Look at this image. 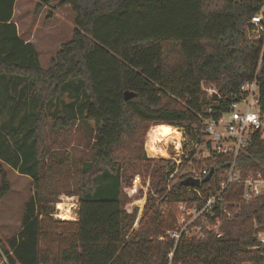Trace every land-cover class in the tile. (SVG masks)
Listing matches in <instances>:
<instances>
[{
    "label": "trees",
    "instance_id": "16d2710c",
    "mask_svg": "<svg viewBox=\"0 0 264 264\" xmlns=\"http://www.w3.org/2000/svg\"><path fill=\"white\" fill-rule=\"evenodd\" d=\"M14 3L0 0V161L28 176L32 193L18 233L0 241V263L264 264V249L252 248L264 225V191L244 202L242 185L230 183L214 208L224 204L231 213L222 235H181L175 243L167 232L177 205L203 200L179 184L191 171L168 180L174 163L148 158L143 141L152 124L199 129L255 76L264 111V55L260 62L248 24L264 0H57L71 7L75 28L47 69L34 44L18 36ZM209 86L215 93L207 96ZM125 91L135 96L125 100ZM63 134L85 142L76 146L85 158L67 169L65 196L78 204L73 221L52 218L55 190L45 182L72 161ZM192 154L190 169L200 170L205 161ZM230 160L217 157L198 187L203 198L218 191ZM262 165L264 140L255 134L235 166L240 176H264ZM136 179L135 196L145 193L140 213L123 191ZM9 190L0 168V200Z\"/></svg>",
    "mask_w": 264,
    "mask_h": 264
},
{
    "label": "built area",
    "instance_id": "2783aa9c",
    "mask_svg": "<svg viewBox=\"0 0 264 264\" xmlns=\"http://www.w3.org/2000/svg\"><path fill=\"white\" fill-rule=\"evenodd\" d=\"M250 37L261 45L260 62L264 55V6L249 19ZM259 66L257 69L258 73ZM207 96L215 93L212 87H203ZM238 96L228 101L225 110L216 117L204 119L199 129L194 132V150L192 159L204 160L200 170H191L190 177L200 181L208 174L218 156L231 158L228 162V174L219 184L218 191L203 198L198 187H190L188 190L195 192L196 196L203 200L202 205L193 202L191 205L179 203L177 205V224L173 231L167 235L174 239L175 243L181 235L187 238L201 240L205 232H213L217 237L222 235L221 224L230 218L231 213L222 204L215 209L217 203L222 200V194L230 183H239L243 187L242 201L249 202L256 199L264 191V176L261 171H250L245 176H240L235 160L240 153H244L255 134H259L264 140V111L260 106V82L255 76L251 81L242 83L238 89ZM178 161L174 160L175 168L168 175V180L173 179L177 172V166L182 155V146L179 140L172 141ZM145 149V148H144ZM191 161H189L190 164ZM263 170L264 166H260ZM213 169V168H212ZM218 210V212H217ZM256 245L253 249H264V225L255 231ZM172 253L169 254L171 256ZM2 264V263H0Z\"/></svg>",
    "mask_w": 264,
    "mask_h": 264
},
{
    "label": "rangeland",
    "instance_id": "374dc122",
    "mask_svg": "<svg viewBox=\"0 0 264 264\" xmlns=\"http://www.w3.org/2000/svg\"><path fill=\"white\" fill-rule=\"evenodd\" d=\"M16 9V18L14 17L13 20H17L20 30H22L21 34H24V37L31 38L34 35L37 38L38 42L34 46L38 49L39 64L42 69H47L50 65V59L55 55L60 44L70 39L75 28V15L71 7L67 4L57 6V0L47 4L42 3L41 0H17ZM151 126H155L152 129L153 134L158 133L159 137L163 136L156 145L158 148L156 150L160 151L154 157L149 156L145 151L146 156L151 159H164L174 163V160L178 161V156H176L172 141L179 140L182 146V155L177 166V174L179 175L190 168L188 158L189 153L194 150L192 138L194 126L178 127L155 124ZM160 126L163 127L160 128ZM148 130L143 137L144 148L147 146L145 144L150 145ZM84 143L83 140L76 138L74 134L70 136L63 134L60 137V144H63L70 151L72 161L65 162L64 167L61 169L63 173L60 175L52 178L50 176L46 177V185L55 190V197L49 196V200H55L50 203L54 209L51 215L54 220H64L60 215L66 211L69 218L67 220L73 221L76 218L77 197H66L65 187L70 183V180L67 179L68 165L73 163L77 165L78 159L85 158L86 151L76 147H82ZM71 145H74L73 149L70 148ZM48 146L52 147V143L49 141ZM0 168L5 172L10 184L9 192L0 200V241L4 242L7 238L16 235L20 229L23 207L32 193V184L29 178L23 177L2 161H0ZM57 182L60 184H57ZM139 183V179H136L131 187L124 188L123 191L129 198L135 199L134 201L138 205L140 213L145 202V193L139 199L135 196L140 188ZM145 191L143 189V192ZM135 228H137V223Z\"/></svg>",
    "mask_w": 264,
    "mask_h": 264
},
{
    "label": "bare ground",
    "instance_id": "6f19581e",
    "mask_svg": "<svg viewBox=\"0 0 264 264\" xmlns=\"http://www.w3.org/2000/svg\"><path fill=\"white\" fill-rule=\"evenodd\" d=\"M161 127H163V126H160V128ZM153 128H155V126H151L149 128V130H148V136H149L148 141L150 142V145L149 144H145V145H147V146H145V151L147 152V154L149 156H152V157H154L158 153V151H160V150H158V151L156 150V149H158L156 147V145H157L158 142H160V140H161V138L163 136L162 135L161 137H159L158 133L157 134H153V131H152ZM60 216L64 220L69 219L68 216H67V211L65 213H61Z\"/></svg>",
    "mask_w": 264,
    "mask_h": 264
},
{
    "label": "water",
    "instance_id": "95a60500",
    "mask_svg": "<svg viewBox=\"0 0 264 264\" xmlns=\"http://www.w3.org/2000/svg\"><path fill=\"white\" fill-rule=\"evenodd\" d=\"M123 95H124V99L128 100L131 97H134L135 93L125 91ZM212 172H213V169L211 168L209 170L208 174L202 179V182H207L210 179ZM179 184L183 185V186L197 187V186H199L200 181L198 179H194V178L188 176V177L180 180Z\"/></svg>",
    "mask_w": 264,
    "mask_h": 264
},
{
    "label": "crops",
    "instance_id": "0c3cea01",
    "mask_svg": "<svg viewBox=\"0 0 264 264\" xmlns=\"http://www.w3.org/2000/svg\"><path fill=\"white\" fill-rule=\"evenodd\" d=\"M16 4H17V0H15V3H14V7H13V16H12V20L14 19V17L16 16V12H17V9H16ZM18 8V7H17ZM16 18V17H15ZM15 25H16V30H17V34L18 36L24 41V42H30L32 44H35L38 42L37 38L33 35L31 38H27V37H24L23 35L24 34H21V31L20 30V27H19V24L17 22V20H13ZM32 32H33V28H32ZM34 33V32H33ZM32 34V33H31ZM36 40V41H35ZM22 175V174H20ZM23 177H27L29 178L28 176H25V175H22ZM30 179V178H29ZM31 180V179H30ZM28 199V198H27ZM26 202V201H25ZM76 220V218L74 219Z\"/></svg>",
    "mask_w": 264,
    "mask_h": 264
}]
</instances>
